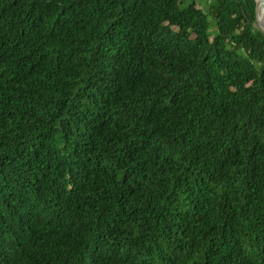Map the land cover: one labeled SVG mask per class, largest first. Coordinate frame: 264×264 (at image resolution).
<instances>
[{"label":"trees","instance_id":"1","mask_svg":"<svg viewBox=\"0 0 264 264\" xmlns=\"http://www.w3.org/2000/svg\"><path fill=\"white\" fill-rule=\"evenodd\" d=\"M257 0H0V264H264Z\"/></svg>","mask_w":264,"mask_h":264},{"label":"water","instance_id":"2","mask_svg":"<svg viewBox=\"0 0 264 264\" xmlns=\"http://www.w3.org/2000/svg\"><path fill=\"white\" fill-rule=\"evenodd\" d=\"M256 7H257V23L260 26L261 30L264 32V0H257ZM259 7H261V13L263 18L262 21L258 19Z\"/></svg>","mask_w":264,"mask_h":264},{"label":"bare ground","instance_id":"3","mask_svg":"<svg viewBox=\"0 0 264 264\" xmlns=\"http://www.w3.org/2000/svg\"><path fill=\"white\" fill-rule=\"evenodd\" d=\"M258 11H259L258 12V19L262 21L263 18H262V13H261V7H259Z\"/></svg>","mask_w":264,"mask_h":264},{"label":"rangeland","instance_id":"4","mask_svg":"<svg viewBox=\"0 0 264 264\" xmlns=\"http://www.w3.org/2000/svg\"><path fill=\"white\" fill-rule=\"evenodd\" d=\"M258 27L260 28V26L258 25ZM261 29V28H260Z\"/></svg>","mask_w":264,"mask_h":264}]
</instances>
